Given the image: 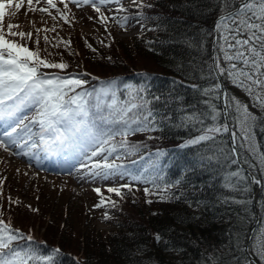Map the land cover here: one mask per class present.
<instances>
[{
    "label": "trees",
    "instance_id": "trees-1",
    "mask_svg": "<svg viewBox=\"0 0 264 264\" xmlns=\"http://www.w3.org/2000/svg\"><path fill=\"white\" fill-rule=\"evenodd\" d=\"M95 13L100 16L96 20L100 32L93 36L76 30L69 37H59L57 32H44L38 26L31 38L9 36L7 27L3 31L6 38L39 51L48 62L67 64L65 69L40 70L51 72L49 76L81 77L86 83L76 92L91 90L94 97L109 81H115L113 91L119 104L147 102L136 112L141 120L148 117L147 129L129 132L126 137L116 135L114 142L119 145L126 139L129 146H137L131 153L117 147L115 154L138 158L132 168L150 194L138 188L124 189L120 196L111 194L112 207L105 213L108 219L101 218L113 220L114 228L103 232L83 218L87 210L83 203H79V216L74 219L75 204L68 201L57 208L42 195L37 198L42 204L30 206L18 195H10L13 183L1 179L0 211L5 213L0 218L25 237L37 223L42 230L39 239L31 235V242L17 243L30 244L45 255L57 246L59 264H246L243 247L255 217L252 186L223 131L226 126L212 69V27L222 13L220 0H154L117 6L108 14ZM101 14L107 17L103 22ZM128 22L129 30L138 25L145 28L129 38L117 37L112 27L122 30ZM12 31L28 33L18 27ZM223 35L216 31L214 59L226 88L228 118L242 162L261 181L257 195L260 218L252 243L264 229V163L260 159L264 156V108L255 100L250 103L251 96L231 82L227 71L220 72L230 63L221 51ZM68 40V45L61 43ZM125 85L144 90L130 92ZM252 88L255 95V85ZM206 89L212 91L205 93ZM104 99L111 103V93ZM237 100L247 105L254 117L248 122L247 138L241 133ZM103 115H108V109ZM209 128L222 130L209 132ZM201 135L211 138L187 143ZM161 195L168 199L161 200Z\"/></svg>",
    "mask_w": 264,
    "mask_h": 264
},
{
    "label": "snow or ice",
    "instance_id": "snow-or-ice-1",
    "mask_svg": "<svg viewBox=\"0 0 264 264\" xmlns=\"http://www.w3.org/2000/svg\"><path fill=\"white\" fill-rule=\"evenodd\" d=\"M71 2L77 7L81 3L91 4L99 13L100 7L97 4L119 3V0H71ZM133 2L135 3V0ZM27 3L31 10H36L31 7L33 0H27ZM220 3L222 15L216 21L215 30L224 33L222 36L224 45L221 46V51L224 53V60L230 62L228 69L220 68V72L227 71L231 82L243 88L250 96H253L261 108H264V94L257 92L253 95L252 88V85L264 88V0H220ZM11 4L12 0H0V21L4 19L5 9ZM47 4L52 8L56 7L53 0H47ZM20 7V3L15 4L16 9ZM39 10L48 12L47 7ZM122 10V7L118 9V11ZM61 15L65 14L61 13ZM106 19L107 17L101 14V21ZM123 19L127 20V17ZM14 27L18 25L11 23L7 25V35L32 37L31 32L12 31ZM44 40L47 41L48 37L45 36ZM36 42L38 44L39 40ZM61 43L70 44L69 41H61ZM232 61L237 63H231ZM237 64L241 66L238 67ZM41 67L65 69L68 65L48 62L39 55V51H31L28 47L6 38V34L0 28V122L6 126L3 133H0V148L7 150L6 145L18 146L23 139L20 132H23L29 140L33 135L39 137L38 143L27 144L26 147L40 148L45 153L61 152L66 154V158H71L75 155L86 156L89 150H91V157H101L107 152L108 155L92 163L93 177L106 180L119 173L121 178L130 176L133 181L140 180L141 177L130 175L123 170L122 165L110 162L109 155L114 154L117 147L124 148L129 153L137 150V146H129L126 139H122L119 145L115 144L114 137L116 135L126 137L129 132L147 129L148 117L141 120L136 114L137 110L146 107L147 102L136 104L130 100L125 104H119L113 91L115 81H109L107 87L96 92L93 98V93L75 91L86 81L55 74L49 76L40 72ZM124 87L129 88L130 92L138 93L144 90L142 87L132 88L129 85ZM216 87L218 88L219 85ZM209 91L212 90L206 89L205 93ZM70 93L72 94L69 95ZM108 93H111V103L104 99ZM135 98L132 97V99ZM33 108L34 116L31 118L22 116L25 110ZM236 108L242 117L239 121L241 133L247 138L248 122L254 117L248 111V106L241 104L238 100ZM105 109H108V115H103ZM148 115L151 116V112ZM25 120L29 122L25 123ZM133 124L137 127L132 128ZM31 125H38L39 132L33 133ZM116 128L120 130H114ZM221 130V128L208 129L209 132ZM227 130V127L223 129V131ZM210 138L208 135H201L187 143L196 144ZM29 154L31 153H25V155ZM260 159L264 163V156ZM84 166L81 164V167ZM123 187H129V185H123ZM94 191L99 193L100 189L97 188ZM108 192L115 193L117 196L122 195L118 187H110ZM145 194H150L148 189H145ZM160 199L166 200L168 197L161 195ZM103 202L102 199L101 203L95 207H101ZM147 203L152 201L148 200ZM104 218L108 219L107 215ZM156 239H160L158 234ZM32 240L31 235L25 237L20 229H13L10 222L0 219V264H59L57 257L60 249L53 248L45 255L30 244L17 243ZM257 245V251L264 258V229L257 238Z\"/></svg>",
    "mask_w": 264,
    "mask_h": 264
},
{
    "label": "rangeland",
    "instance_id": "rangeland-1",
    "mask_svg": "<svg viewBox=\"0 0 264 264\" xmlns=\"http://www.w3.org/2000/svg\"><path fill=\"white\" fill-rule=\"evenodd\" d=\"M124 2L127 5L133 4V0H125ZM17 3L21 4L19 9L15 8V4ZM54 4L56 7L52 8L44 0H33L31 7L36 9L33 11L30 9L27 0H12V4L5 9V16L4 19L0 21V28L4 29L9 23H11L13 25H18V28H21L24 31L33 33L38 26L40 27V30L44 32L47 30L57 32L59 37H63V35L69 37L71 34H73V32L76 34V30L80 34L84 33L88 34L89 36H93L95 33L100 32V26L96 21L97 19H100V16H96L91 4L81 3V5L77 7V5L72 3L71 0H56ZM65 4H67V7H65ZM112 5L113 2H109L104 5L97 4V6L100 7V12L105 14H108ZM44 7L48 8V12L39 10ZM61 13H64L65 15L62 16ZM129 24L130 22L125 24L122 30L116 31L118 28L115 26L112 27V30H114V33L117 35V37L129 38L134 34L141 33L145 28L141 25H138L133 30H127L129 29ZM125 30L127 31L123 32ZM64 77L82 80L81 77L75 78V76H69L68 74H65ZM255 89L256 93H264V88L258 90L255 86ZM253 101V96H251L250 103ZM24 117H28V114L26 113ZM151 136L152 135H149L148 137ZM24 139L27 140V136H24ZM6 147L7 150H5V148H0V180L8 179V181L13 183V189L10 191V195H18V197L23 198V202L29 203L30 206L31 203L32 205L42 204L41 202L38 203L37 200V198L41 197L42 195L46 196L43 198L45 199L46 203L50 204L53 202L57 208H61L66 202L69 201L72 205L75 204L77 206L73 211L74 219L79 216L78 207H81L79 203H83L82 207H87L86 216L83 218H89L88 220H90L91 223L94 222L96 229L103 232H108L114 228L112 224L114 223L113 220L105 222L101 218V216L103 218L105 217L104 212L106 211V206L103 205L101 210L95 207V205H97L95 202L96 200H99L101 203V195L100 192L97 193L94 191V189L98 188L100 191H106L105 188L110 186L117 188L122 183L130 182L128 180L129 177L121 178L119 173L110 176L106 180L99 177H93L91 175V172L93 171L92 167L89 168V175H87L85 172L59 174L57 171L53 170H40L36 169L34 164L30 161L33 154L21 155L14 147H8V145H6ZM101 158L102 155L101 157L96 158L91 157L89 161L96 162ZM87 161L88 157H82L79 162L86 164ZM110 162H115L117 165H121V162L117 159H114ZM131 185H134V183L131 182ZM21 192L25 193L26 195L22 197ZM104 198H106L105 194ZM4 213L5 212L0 211V215L2 217H4ZM90 213L92 215L88 216ZM84 214L85 212H83V215ZM30 217H32V214ZM111 219L112 218H110V220ZM83 223H85V221ZM41 233V228L39 229L38 224L35 223L32 230V235L39 237ZM259 236L260 233L254 237L250 250L258 263L264 264V258H262L260 253L257 251V238Z\"/></svg>",
    "mask_w": 264,
    "mask_h": 264
},
{
    "label": "water",
    "instance_id": "water-1",
    "mask_svg": "<svg viewBox=\"0 0 264 264\" xmlns=\"http://www.w3.org/2000/svg\"><path fill=\"white\" fill-rule=\"evenodd\" d=\"M219 16L216 18V21L219 18ZM213 48H214V46H213ZM212 52H213V50H212ZM212 65H213V69L215 71V74H216V77H217V80H218L222 112H223V116H224L226 127L228 129L227 130V134H228V138H229V143H230L231 149L233 151V154L235 155L237 163L246 172V174L249 176V178H250V180L252 182V185H254V182L258 181V180L255 178V176L252 174V172L242 163V161L240 159V156H239V153H238V149H237L235 138H234V133H233L232 127L230 125V122H229V119H228V116H227V107H226V103H225L226 89H225L223 81L219 77L218 72L216 70L213 54H212ZM253 190H254L253 191V202H254V207H255L254 208L255 209V220H254L253 224L251 225V227L249 228V230L247 232V236H246L245 243H244V251H245V253L247 255V258H248L247 259V264H259L258 261L250 253V250H249L250 240H251L255 225L258 222V210H257L256 200H255V197H256V194H257L258 191L255 190L254 187H253Z\"/></svg>",
    "mask_w": 264,
    "mask_h": 264
}]
</instances>
